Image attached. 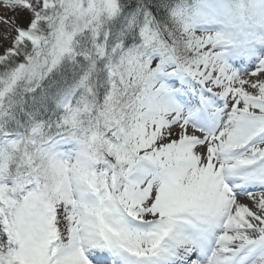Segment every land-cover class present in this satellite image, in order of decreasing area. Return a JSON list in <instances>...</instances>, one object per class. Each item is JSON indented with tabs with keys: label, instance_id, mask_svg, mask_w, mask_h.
Masks as SVG:
<instances>
[{
	"label": "snow or ice",
	"instance_id": "obj_1",
	"mask_svg": "<svg viewBox=\"0 0 264 264\" xmlns=\"http://www.w3.org/2000/svg\"><path fill=\"white\" fill-rule=\"evenodd\" d=\"M0 264H264V0H0Z\"/></svg>",
	"mask_w": 264,
	"mask_h": 264
}]
</instances>
